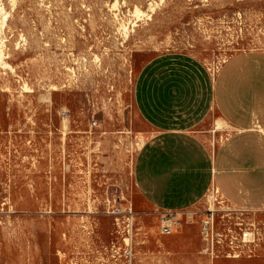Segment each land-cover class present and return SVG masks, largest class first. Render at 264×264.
Returning a JSON list of instances; mask_svg holds the SVG:
<instances>
[{
    "label": "rangeland",
    "instance_id": "374dc122",
    "mask_svg": "<svg viewBox=\"0 0 264 264\" xmlns=\"http://www.w3.org/2000/svg\"><path fill=\"white\" fill-rule=\"evenodd\" d=\"M249 50L264 0H0V264H264V210L212 188L163 234L134 177L141 69L182 54L213 80Z\"/></svg>",
    "mask_w": 264,
    "mask_h": 264
},
{
    "label": "crops",
    "instance_id": "0c3cea01",
    "mask_svg": "<svg viewBox=\"0 0 264 264\" xmlns=\"http://www.w3.org/2000/svg\"><path fill=\"white\" fill-rule=\"evenodd\" d=\"M134 106L152 130L134 164L144 205L179 214L214 188L235 208L264 210V50L232 55L213 80L186 55H159L136 79ZM212 112L228 130L215 148Z\"/></svg>",
    "mask_w": 264,
    "mask_h": 264
},
{
    "label": "built area",
    "instance_id": "2783aa9c",
    "mask_svg": "<svg viewBox=\"0 0 264 264\" xmlns=\"http://www.w3.org/2000/svg\"><path fill=\"white\" fill-rule=\"evenodd\" d=\"M161 219H162L161 220L162 233L163 234L170 233V231H171V229L173 227V224H175L174 215L171 214V213H163ZM209 224H210V222L208 221L206 223V226H205V229L207 230L206 231V234L207 235H208V229H207V227H208ZM230 244H232L233 246L232 245L230 246V248H231L232 251L229 252L228 257L239 258L240 255H241V253H240V251L238 249V246H235L234 245V242H230ZM213 250H214V246H213Z\"/></svg>",
    "mask_w": 264,
    "mask_h": 264
},
{
    "label": "bare ground",
    "instance_id": "6f19581e",
    "mask_svg": "<svg viewBox=\"0 0 264 264\" xmlns=\"http://www.w3.org/2000/svg\"><path fill=\"white\" fill-rule=\"evenodd\" d=\"M153 3H154V2H153ZM150 5H151V4H150ZM151 9L154 10V5L151 6ZM136 13H137L138 16H140L141 11H140L139 9H137V10H136ZM120 24H121V23H120ZM120 26H121V25H120ZM125 26H126V25H125ZM122 27H123V26H122ZM122 29H123V28H122ZM123 30H124V29H123ZM126 32H127V31H126ZM126 32H125V33H126ZM0 55H1V52H0ZM225 125H226V124L223 123V122H218L217 125H216V126H217V130H221V129H222L221 127H222V126H225ZM214 131H215V130H214ZM233 131H234V130H233ZM214 133H215V132H214ZM98 138H99V137H98ZM129 147H131V146H129ZM213 148H214V147H213Z\"/></svg>",
    "mask_w": 264,
    "mask_h": 264
}]
</instances>
